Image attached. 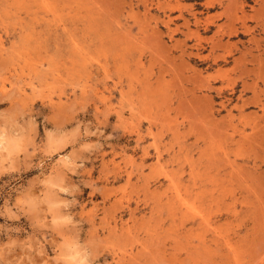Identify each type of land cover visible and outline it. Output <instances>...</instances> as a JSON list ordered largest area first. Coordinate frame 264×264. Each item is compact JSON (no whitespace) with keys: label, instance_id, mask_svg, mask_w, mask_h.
I'll use <instances>...</instances> for the list:
<instances>
[{"label":"rangeland","instance_id":"1","mask_svg":"<svg viewBox=\"0 0 264 264\" xmlns=\"http://www.w3.org/2000/svg\"><path fill=\"white\" fill-rule=\"evenodd\" d=\"M263 50L264 0H0V110L111 135L61 209L98 264H264Z\"/></svg>","mask_w":264,"mask_h":264},{"label":"clouds","instance_id":"2","mask_svg":"<svg viewBox=\"0 0 264 264\" xmlns=\"http://www.w3.org/2000/svg\"><path fill=\"white\" fill-rule=\"evenodd\" d=\"M71 111L75 117L85 109L73 107ZM0 121H3L0 124V264H98L101 255L97 242L82 239V221L70 213L62 214L61 209L79 204L75 195L81 194V184L84 187L89 184L84 179L72 181L70 186L68 182L73 176L87 174L86 164L105 147L101 138L109 140L111 135L105 136L102 124L93 127L76 121L69 129L65 127L67 122H62L44 130L41 144L37 142L38 124L32 111L20 107L0 110ZM37 153H42L51 163L48 174L38 180L43 190L33 195L35 181L20 191L22 179L4 178L19 172L22 156L30 160ZM43 164L44 160L35 165L29 163L25 170L30 172ZM60 194L73 199L62 198Z\"/></svg>","mask_w":264,"mask_h":264},{"label":"bare ground","instance_id":"3","mask_svg":"<svg viewBox=\"0 0 264 264\" xmlns=\"http://www.w3.org/2000/svg\"><path fill=\"white\" fill-rule=\"evenodd\" d=\"M210 1H212V0H208V2H210ZM243 18H244V17H243ZM233 21H234V20H233ZM211 25H212V24H211ZM216 27L219 29V28L221 27V25H217ZM242 28H243V27H242ZM245 28H246V27H245ZM232 31H233V30H232ZM234 33L237 34V29L234 30ZM263 51H264V50H263ZM244 52H245V51H244ZM246 53H248V51H247ZM206 106H207V105H206ZM231 122H232V121H231ZM258 179H259V178H258Z\"/></svg>","mask_w":264,"mask_h":264}]
</instances>
